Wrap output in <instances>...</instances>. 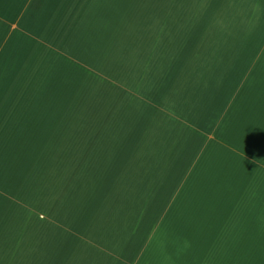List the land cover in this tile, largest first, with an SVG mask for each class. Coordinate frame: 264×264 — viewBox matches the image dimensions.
I'll list each match as a JSON object with an SVG mask.
<instances>
[{
	"label": "crops",
	"instance_id": "obj_1",
	"mask_svg": "<svg viewBox=\"0 0 264 264\" xmlns=\"http://www.w3.org/2000/svg\"><path fill=\"white\" fill-rule=\"evenodd\" d=\"M149 2L0 0V200L30 175V155L68 153L71 169L53 238L0 240V264H264V0H228L224 15L215 0L207 28L162 18V41L180 47L155 54L160 73L150 52L136 83L119 69L106 114L78 113L88 37L108 53L137 24L130 35L152 45ZM79 8L105 27L77 33Z\"/></svg>",
	"mask_w": 264,
	"mask_h": 264
},
{
	"label": "rangeland",
	"instance_id": "obj_2",
	"mask_svg": "<svg viewBox=\"0 0 264 264\" xmlns=\"http://www.w3.org/2000/svg\"><path fill=\"white\" fill-rule=\"evenodd\" d=\"M149 1L150 0H140L142 5L149 4ZM152 1L153 8L143 7L139 9L143 14L148 13L149 15L152 13L153 15L152 45H150L144 34L130 35V32H133L134 28H138L137 32H139V28H141L142 25L137 24H126L124 27L125 29H123L124 34L120 36V40L119 37L118 39H113V36L109 38L108 45H112L113 47L111 46L112 49H109L108 53L105 51L107 46H105V43L103 44L101 42V38H96V36L88 37L89 41H92L90 42V48L92 49V58L95 61V68H87L82 65L77 66L76 74H74L75 77L77 76V79H75L77 90L73 98L77 100V108L80 115L82 114L84 116L88 112L101 116L103 112H107V110L102 109L101 98L108 94L105 91H109L111 89L110 87L113 86L118 88V86L112 85V83L115 82L114 84L118 85L116 82L117 78L115 77L119 75V69L121 70L122 68V70H125L127 76L133 83H136L138 81L136 72L145 67L143 59H150V52L153 57V62L157 65L154 64L157 67L154 68V74L160 73L158 62L164 59V57L158 55L163 52L161 49L165 47H180V43L169 41L168 44L165 45L167 42L162 41L163 35L159 34L160 30L163 28L162 18L171 17L169 15L173 13L172 16L174 17L188 19L191 27H197V23L202 22L204 28L208 27L205 24L208 22L212 23L214 19L215 0H185L184 5L185 7L188 6V8L179 6V8L171 9H166V4H175V1L181 2L182 0ZM217 1L219 5L223 3V5H220L222 8H218V11L221 15H224V3L228 0ZM84 11V9L80 10V8L77 10L79 18H81V20L83 18L86 19L85 22L77 24V33L85 36L90 30L91 33L94 32L95 35L102 27H105L102 24V16H99L100 12L97 9L88 10L87 13ZM127 12L131 13L133 11L127 9ZM96 17H98V19H96ZM106 27L115 28L117 25L112 24ZM98 45H104V48L98 50ZM157 52L159 53L155 56ZM96 62L98 64H96ZM162 70L164 72V68H162ZM151 71L153 72V66ZM106 72H108V74H103ZM112 96L119 99L116 93ZM78 139L79 141H76L78 145L85 144L80 140V136H78ZM62 141L64 144L70 143L69 138H62ZM57 161H61L62 163L58 164ZM68 161L69 154L65 152L58 154L54 153V156L53 153L47 154V152L45 154L40 152L35 156L30 155L29 165H25L28 166L30 175L28 172L25 179H20V181L17 180L18 184L15 186L13 192L15 196L9 197L11 199L8 200L6 198H4L5 200H0V240L37 241L53 238L54 229L56 226H59L58 221L54 217L56 210L60 205L66 210L70 208L69 205L66 204L71 199V185L69 182L71 169L68 168ZM18 163H21V161L15 163V165ZM26 169L27 167L23 168L25 174ZM76 171H78L77 168ZM78 187L82 188L80 190L76 189L80 196L77 197L76 201L72 199L74 204L77 202V205H79L78 201L80 197H83L81 195L85 194L84 188L81 185H78ZM86 199H88V195ZM72 211L76 219L79 221L83 220L82 216L84 217L85 215L83 209L73 208ZM67 219H69V216ZM117 225L115 227H117Z\"/></svg>",
	"mask_w": 264,
	"mask_h": 264
}]
</instances>
